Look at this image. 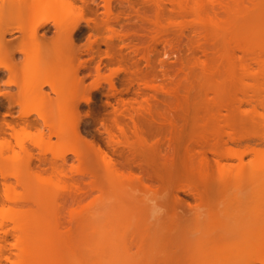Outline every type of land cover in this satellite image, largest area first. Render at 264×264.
Masks as SVG:
<instances>
[{"label":"bare ground","instance_id":"6f19581e","mask_svg":"<svg viewBox=\"0 0 264 264\" xmlns=\"http://www.w3.org/2000/svg\"><path fill=\"white\" fill-rule=\"evenodd\" d=\"M76 1L77 0H0V51L1 53H8V51H11L14 46H17L13 49L15 50V53L22 54L24 56L23 61L18 64V66H15L12 59L14 57L12 50L11 54L9 53V55H5L3 59L1 58L0 70L10 73V75H12L14 79L21 78L22 80H27L25 81V83H29L28 85H31V87H34L33 89H35V92H33L32 95L33 98L31 103L33 105L38 104V106L41 108L42 106L45 107L44 103L46 102L45 101L43 103L44 105L40 104L44 98L42 88L44 85H52V79L56 77L55 75H52L54 74V69L51 66V64H53L52 57H58L59 55L64 54L65 58L68 60V62H70V67L68 66L67 70L64 71V74H62L61 76V80L66 83L68 89L63 93V89L59 90L60 95L62 93V97L64 98H62L63 104L60 103L61 105L57 107V110L59 108L63 110V112L67 111L69 112L68 114H72L70 116L73 117L78 114V112L76 113V111L77 108H79L78 105L80 104V98L86 96L85 98L83 97V103H89L90 100L88 99L89 97L87 96V94H84L87 92V89L86 91L83 90L85 89V87L82 77H86V75L82 77H80L79 75V71H81L82 68H87L88 66L86 67V62L84 63L83 60H80L78 62V59H80V57L78 58V56L82 55L81 53L84 52V50H82L80 46L76 44L77 42L75 39V34L80 28L79 22L83 19L82 16L84 15V10L88 12H90L91 10L88 5V7H83L84 5H86V2H84L82 7H79L78 5H76ZM245 1L240 0L239 2V0H236V4L234 2H232V4H229V0H171V3L175 2L177 4L179 12L180 10L182 12V10H184L183 8L189 7L188 2L189 4L191 3L192 9H189H191V11L193 10L194 12H197V15H194L195 17H199L198 20H200L201 23L202 19L204 18L205 21H207L206 14L205 12H203L206 11L203 10L204 6L206 5L205 7H207L208 10L207 14L213 12L211 15H209L212 19H210L212 21L211 25H213L214 23L213 26H216V23L213 22V19L216 22L218 21V10L216 9V7L220 10V12L222 11L223 14H225V17L222 16V19L225 18L223 19L224 21L221 19V17L218 19L221 20L220 22H225L228 14L230 17L235 16L234 14H236L235 11L237 10L234 9L235 7H237L238 10L239 8H242L241 4H238V2L246 3ZM259 1L264 4V0H250L248 2H251L253 7L254 5L256 6V3L258 2L257 6L261 8L262 5L259 6ZM108 2V0H104L103 7L105 9V19L102 21V25L100 22V27L104 25L103 29H107L108 32L111 31L109 33V36L114 34L116 38H119L118 40L121 39L122 41L123 38H125L124 35L126 36L131 34L126 32L128 30L124 31L127 34L122 30V32H120L121 34L119 32L117 34L110 27V22L115 19H110L111 9ZM167 2H169V0ZM237 4L239 5V7ZM184 5L185 7H183ZM257 6L254 8H257ZM86 7L88 10L86 9ZM243 8L245 7L243 6ZM209 9L211 12L209 11ZM230 9L235 10L233 15H231L233 11L230 12ZM247 9L249 8L247 7ZM247 9L245 8L244 10L248 12ZM252 9L253 8L251 7L250 13H257L255 9H253L255 12H251ZM261 9H264V6ZM238 10L237 13L239 12ZM198 12L199 15L202 14L201 17L198 15ZM200 12L202 13L200 14ZM258 12L261 13V10L259 11V8ZM203 15H205L204 18ZM228 19L227 21L232 20L230 18ZM198 20L196 19L197 24H199ZM210 20H208L209 23H211ZM220 22L218 21L217 23ZM234 22H236V19ZM47 24H51L53 26L54 32L53 35L46 37L45 33L39 34V31ZM97 24L98 23H96V25H93L91 29L93 28L94 31H96L95 29H97L98 32L100 27H96L99 26V24ZM220 25L221 23L218 26ZM235 27L236 26H234V28ZM105 29L104 31H106ZM254 32L258 33V37L264 36V31L261 32V30H257ZM12 33L21 34L18 42L15 41L16 43H13V38L10 40L6 39V36ZM223 33L225 34V30L224 32H221V34ZM93 42L94 41H92V43ZM102 42L104 43V41ZM89 43H87V45ZM97 43L99 42L96 41V43H93V45H98ZM87 45H85V47L83 48L89 47ZM93 45L91 47H93ZM258 48L261 49V46ZM88 49L90 50L91 48L89 47ZM89 50H87L86 53ZM92 50H90L88 53L92 52ZM40 51H42V53H40ZM226 52H228V49L226 50ZM226 52L225 54H223L224 52H221V55H226ZM244 52L245 51H243V54ZM92 53H90V55ZM256 53L257 54L250 53L251 61L253 60V58L257 59L256 56H253L254 54H262L260 52ZM43 54L45 57L52 59H48V61L50 60V62H52L51 64L49 62H46L47 58L45 62L41 61L42 58L40 57H44ZM215 54L217 55L218 53ZM203 55L205 57V52ZM217 56H220V53ZM90 57L91 56H89V59ZM69 58L76 59L77 63L74 65L73 60ZM209 58L207 59V62H209V60L211 61L212 57ZM214 58L213 61L218 59ZM227 60L230 59L226 58L225 61L228 62ZM71 62L73 63L72 66ZM203 62L202 64L205 66L206 61ZM211 63L212 62H210L209 64ZM97 66L98 65L94 66L95 69L93 67L96 72V76L99 74V67ZM216 66H218V63ZM260 68L261 67H259V70ZM261 69H263V67ZM55 71L57 73L59 72L56 69ZM245 72L247 74V71ZM262 72L264 74V69ZM88 73H90V71ZM258 73L259 75H261V77L264 76L260 72ZM128 74L130 73L128 72ZM29 75H32L33 77L29 78ZM236 75L235 78H237V80L240 79L241 76H243H239L238 74ZM253 75L255 76V74H252V76ZM211 77L212 75L210 76V78H206L211 79ZM256 77L254 78L255 80L257 79V82L259 79L260 82L264 80V77L262 78V80L260 76L258 78ZM235 78L233 76L230 80H235ZM185 79L186 78H184V80ZM260 82L257 84L256 82H253L251 84L250 82H248L250 84L248 85L244 84V80H242L240 83L238 81L229 85L227 83V86L225 85V83L222 84L221 82V84H216L218 83L216 82V86L214 85L213 87L212 85V89H209V86L206 87L208 91L212 90V94L210 92L211 97L204 95V97H202L204 98L203 101H199L201 102V104L196 100L198 99V97H196V91L191 90L192 88L187 90L188 93L186 92V95H183L181 99L179 98V96L174 97V101H166V103L157 102L158 105L156 102V105H154L153 103H151L153 104L151 105L149 102H145V105L139 103L137 105L138 107H131L129 102H122L120 110L119 108L117 109L113 107L114 114L112 117H110V120H108L110 122L109 124H105L104 122L103 124L101 122L103 130L107 135L106 145L108 147L110 146L111 149H109L105 144L102 143L103 146L105 145L103 147L101 143L95 142L94 139L90 136L89 138L87 135V137L83 136L81 134L83 131L78 132L79 129L77 128L78 124L76 122L79 121V116V119L78 117H75L74 121L69 124L71 120L68 117L70 116L65 112V114L63 115V113H60L62 111L58 110V114L63 116L61 118H64L67 121L69 120L65 123L68 124L65 127H60L59 130H54V127H52L54 125H52L51 121L49 122V120H46V123L44 125L48 127L50 126V131L54 135H56V138L58 140H60V138H62V141H64V139L68 140V137H70L71 142L70 140H68L70 142L68 143V148L70 149H66L65 152H63L64 154H67L68 152L74 157V160L77 161V169H75L76 167H72L74 166V164L69 165L68 168H65L66 160L63 154L57 157L53 156V159H49L47 161L46 168L36 166V168L30 170L28 166L29 164L25 160L26 165L22 161L23 168L21 169H23L24 172L26 171V174L31 175L32 173L35 181H43V183H47V181H54L53 185L55 187H57L55 182L58 183L60 179H70L71 175H74L72 174L73 172H75V174L77 173V175H79L81 178H88L86 183L82 180L85 186H78L80 183L74 186L70 183V181L69 183L67 182L66 185V182L63 181L65 182L64 184L62 183L63 187L58 185V187L60 188L56 189L55 187H52L54 188V190L49 191L50 194L48 193V197H50V199L47 198L46 200L51 201L50 204H47L49 208L52 206V209L50 208V211L52 210L54 212H51L53 214L52 218L54 217V223H52L55 224L54 226L56 228H59V226L55 221V217L57 219L58 217H60L59 214H62L65 211L68 216V219L65 220L68 221V223L70 222L71 226V224L73 223L71 221L74 219L75 214L77 215V217L79 214L78 212L75 213V209L79 210L83 208V205L85 204L87 198L89 199V202L91 201V203H93V201L96 202L98 199L102 198V194H104V192L107 194L106 189L107 191L110 189L107 188V186H109L108 184H110L112 193L115 192V194L119 196L118 197L116 195V197L120 198L119 200L122 202L121 206L119 204L120 208L122 207L121 209L123 210L120 214L121 221L123 222V225L121 227H125L119 231L120 233L118 231L117 232L119 238H124L123 240L125 241V244H123V248H128L132 244L134 247H136L137 250H141L143 246L148 245V247H150L149 254L153 251V254H150V256L152 257L148 256V258L146 257V259H144L145 261L147 260L148 264H189L193 260L198 259V257H205L207 256V254L208 256L213 257L219 250L222 251V259H220L219 262L212 261V263L210 262L211 264H264V181L262 180V177H264V175H262L264 174V149L256 148L255 146L253 147V145L250 146L248 144L251 142V144L254 145H257V143L264 144V81L262 82L263 84L261 83V85H259ZM6 83L8 85L15 84L14 81H8ZM238 84H241V87ZM110 86H112V88L114 87V85H111V83ZM142 87L147 88V85H144ZM50 88H54V86L52 85V87L50 86ZM150 88L153 87L150 86ZM113 89L115 90V87ZM52 91L55 92L54 89ZM208 91L204 90V92ZM82 92L84 93L82 94ZM261 92H263V95L261 94ZM65 93L67 96L65 95ZM237 93L241 95V98L238 97L239 94L236 96ZM183 94H185V92ZM260 94L263 97H260ZM73 95L74 98H71V96ZM66 97L67 100L65 103L64 99H66ZM243 103H245L246 105H250V108L247 110L244 109V107L241 108V105ZM159 104L162 105L163 108L165 107L166 109L174 110V115H169L168 117V114L165 115L164 113H162L164 111L161 109ZM23 105L26 106L25 103H23ZM197 107L198 109L203 108L204 110H206L205 113H207L208 115H212V120L207 119L204 121V114L203 117L201 115L202 112H200L201 117H199V114L197 113L199 110L195 111ZM258 107H260V109L262 108V113L257 110ZM121 108L123 109V111H126V113L128 109L132 111H128L129 113H127L129 122H131V127L128 126L129 123L127 124L128 127H126V125L123 126L124 124H126V122H121V120H123L121 119V117L123 115L124 117L122 118H125L126 114H123ZM133 109H136L137 111L139 110V113H135ZM221 110H225V114L222 115ZM30 111L32 112V110H28L25 108L22 112V115H28ZM165 112L167 111L165 110ZM132 113L138 116H132ZM65 115L67 116V118L64 117ZM117 115H120L121 117L117 118ZM208 115H206V117ZM76 118L78 119V121L76 120L75 122ZM3 126L13 129V127L6 123H3ZM0 128L1 130H3L2 125H0ZM128 131L130 134H128ZM39 136L41 137V134ZM49 136H51V134L48 135V138ZM64 136H66V138ZM37 137L38 136H35V138ZM229 143L233 145L234 148H232L231 145V147L227 146L229 145ZM241 144L244 145L242 146ZM4 146L5 144H2L1 147L4 148ZM205 147L206 149H204ZM117 148L120 149L118 150ZM116 151L117 153H115ZM124 151L126 152L125 154ZM206 152H209L212 155L216 156V160H213L212 164H210L208 159L206 158ZM246 154L253 155L254 159L251 161V164L249 163L250 166L242 162V158ZM57 158L60 160L61 164H58L56 162ZM232 158L236 159L238 163L235 165H231L221 162L222 159ZM26 159L29 160L30 158L28 159L26 156ZM19 165L22 167V164ZM98 165H100V168L102 170H100V168L97 169L96 166ZM3 166L4 165L2 164V167ZM2 167H0V169ZM5 168H7V166L2 169V172L0 171V174L4 172V174L0 175L2 177H4L5 175ZM26 169H28L30 173H27L28 170ZM16 171L22 172L21 170L17 169ZM24 172H22L21 174L22 177ZM18 174L15 175L14 173L12 174V177L13 175H15V183L20 187V189H26L27 191L28 189H30L31 191L33 190L32 192L34 194L35 192H38L36 189H34L37 188L35 184L34 187L32 186V183H30L31 180L30 182L28 180L26 181L24 177V180H22L23 178H21V175ZM258 174L259 177H257ZM7 175L10 177L9 172L6 173L5 176ZM30 175L27 176L31 177ZM103 188H106L104 192ZM59 189L61 190V192ZM22 191L24 192L25 190ZM179 191L192 194L193 199L195 198L194 200H196V204L194 203L193 205H190L186 201H184V199H182L178 195ZM92 193L96 194L95 199L94 197H91L93 195ZM22 196L10 197L7 195L3 197L5 201L13 203L17 206L16 208H18V210L14 209L16 211H14V215L12 214L16 219L18 231L20 230V236H17L19 238L18 244L15 243V245H13L14 247L16 246L15 248L17 249L18 256H20H17V258H21V264H30L29 262H31V260H33L31 264H35L38 262V260H36V254L40 251L41 242L45 240H43V238L45 237H39V240H34L36 234H34L33 230H31L30 227L29 230H31L34 235L33 238L29 240L30 235H28V238L26 237L27 235L25 233L27 232L26 226H36L41 222H43L42 225L44 226L46 223L44 218L46 216L44 217L41 215V213L39 214V210L43 208H36L38 206L40 207V204L36 206V202H38L36 200H40L38 196H36V194L34 195L35 198L33 197V194L30 196L28 193H26V196L28 197H24V195ZM148 196H151V198L153 197L154 200H159L160 205L165 208V212L162 216L149 222L148 219H145L142 210L143 206H145L144 200L147 201V199H151L147 198ZM89 197L91 198V200ZM87 204H85V206ZM257 206L262 208L263 210L257 211L258 213L255 211V214L253 215L254 212L252 213V209ZM74 207L76 208L72 209ZM23 208L25 209L23 210ZM35 208L36 211L38 210L37 212L35 211ZM185 208L186 210L187 208H189L190 210H193V212H187ZM194 209H206L207 211L204 212V214L202 213L201 215V213L199 214L198 212H194ZM232 210H237V214H239L235 215L234 213V216L238 218H234L233 220L230 218L231 216H229V219L231 220L230 222L229 219H226L228 217H224L228 216L227 213ZM225 211L228 212L225 214ZM73 214L74 217L71 218ZM127 214L129 215L127 216ZM229 214L232 215L231 212ZM43 215L45 214L43 213ZM40 216L44 217V221H40ZM48 216L50 217L51 215ZM122 216L124 217L123 219ZM34 217L36 218V220L39 219L37 220L38 224H36L37 222ZM60 218H62L63 220L62 216ZM223 218L226 220H224ZM80 220L82 219L80 218ZM131 221L132 223L130 224ZM75 222H77L78 224L79 220L74 221V225ZM236 222L237 224H240V226L237 224L234 225ZM53 224L52 228H55L53 227ZM75 226L73 228H75ZM130 226L133 227L127 229V227ZM65 227L67 228V230L69 229L67 226ZM25 229L26 231H24ZM119 229L121 228L119 227ZM75 230L78 231V228L74 229V232ZM69 234L72 235L73 232L72 234ZM124 235H126L127 237H125ZM50 237L52 238V235ZM56 237L59 238V236ZM51 238L50 240H52ZM32 239L34 241H32ZM124 241H122L121 243H123ZM122 252H125V250H122ZM252 253H254L253 257L251 256ZM123 254L126 255L127 253L125 252L120 254L119 257H116L117 255L115 257L119 259L121 258V256H123L122 258H124ZM129 256L130 255L128 253V256L126 255V257L129 258ZM157 257L159 261H157ZM127 261H125V264H135L133 260H130L131 262ZM13 263L14 262H12V264ZM138 264H145V262H139Z\"/></svg>","mask_w":264,"mask_h":264},{"label":"rangeland","instance_id":"374dc122","mask_svg":"<svg viewBox=\"0 0 264 264\" xmlns=\"http://www.w3.org/2000/svg\"><path fill=\"white\" fill-rule=\"evenodd\" d=\"M108 1H109L108 3L110 6V9H111L110 19H115L110 22L111 24V25L109 24L110 27L117 34L118 32L120 33L126 30L129 31V32L126 31L127 33L131 34V35H126V36L124 35L125 38L122 37L123 38L122 41L121 39L118 40L119 38L118 37L116 38L114 34L109 36L110 35L109 33L111 31L108 32L107 29L105 28L104 29L106 31H104L103 29L104 25L100 27L102 25V21L105 19L104 17L105 9L103 7L104 0H77L76 1V5H78L79 7L80 6L82 7L84 2H86V5H84L83 7L85 8V6L88 5L91 10L90 12L84 10L85 12H83L84 15L82 16L83 19L79 22L80 28L75 34V39L77 42L76 44L79 45L82 50H84V52L81 53L82 55L78 56V58L80 57V59H78V62L80 60L81 61L83 60L84 63L86 62L85 64L86 67L87 66L89 67V70H88V67L87 68L84 67L85 69L82 68L81 71H79V75L80 77L86 75V77L84 76L82 78H83V83L85 87V89L83 90L86 91L87 89V92L86 93L82 92V94L83 93L85 95L87 94V96L89 97L88 99L90 100H89V103H83L84 101L82 100L86 96L85 97L83 96L84 98L83 97L80 98V104L78 105L79 108H77V111H76V113L78 112V114L75 115V117H78V116L80 117V119L78 117L79 121L76 118L75 122L76 120L78 121L76 123L78 124L77 128L79 130L78 129L77 130L78 132L83 131L84 133L83 132L81 133L83 136L85 137L88 136V138L90 136L91 138L94 139L95 142L101 143L102 146L103 144L106 145L107 135H106V132L103 130V127L101 124L103 122L105 124L110 123L108 120H110V117H112L114 114L113 107L117 109L119 108L120 110L122 102L124 103L129 102L131 107L132 106L138 107L137 105L139 103H142L143 105H145L144 104L145 102L147 103L149 102L150 104L153 103L154 105H156L157 102L158 103L159 102L166 103V101L172 102L175 99L174 97L179 96V98L181 99L183 95L184 96L186 95L187 90L192 88L191 89L192 91L193 90L196 91V97L200 99V100L198 99L196 100L198 101V103L201 104V102L199 101H203L204 98L202 97H204V95L211 97L212 90L208 91V89L206 88L208 86H209V89L210 88L212 89V85L214 87V85L216 86V84H219V83L221 84V82L222 84L225 83V85L227 86V83L228 85L232 83H236L237 81L240 83L242 80H244V84H248V85H250L253 82H256V84L260 82L259 81L260 79L257 82L256 81L257 79L255 80L254 77L258 76L259 75L258 72L261 73L264 69V49H262L264 48V36L258 37V33L254 31H257V30H261V32L264 31L263 30L264 29V9H261L263 8L264 4L262 2L259 1L260 2L259 6L262 5L261 8L257 6L258 2L256 3L257 8H254L256 6L254 5L253 7L251 2L250 3L248 2L250 0L248 1L244 0L246 3L244 2L239 3L240 2L239 0L238 4H241L242 8L243 6L246 9L248 7L249 8L247 9L248 12L244 10L245 8L243 9L239 8L238 10V8L234 6L235 8L234 7L233 8L237 9L239 12L237 13V10L235 11V10L230 9V12L233 11L231 15L234 14V11L236 14H234L235 16L233 17L232 16L230 17L228 14L227 19L230 18L232 20L227 21L226 19L225 22H223L224 21L223 19L225 18L222 19V16H224L225 14H223L222 11L220 12V10L216 7V9L218 10L217 11L218 18L221 17L223 21L220 22L221 20L217 18V20L221 23V25L218 26L220 23H217L218 21L216 22L213 19V22L216 23V26H213L214 23L213 25H211L212 19L209 16L213 12L212 13L208 12L209 14H207L208 10H207V7H205L206 5L204 6V9H203L206 11H203V12H205L206 14L207 21L211 19L210 20L211 23H209V21L208 22L205 21V18H204L205 15H203L204 19H202V23H201L200 20H198L199 17H195L194 15V14L197 15V12H194L193 10L191 11L192 9L191 3L189 4V2H188L189 7H185L184 5L183 7L185 8H183L184 10H182V12L180 10L181 12L180 13L177 4L175 2L171 3V0H169V2H167L168 0H108ZM229 2H228L229 4H232V2L235 3L236 0H232V1L229 0ZM242 4H245L246 6ZM251 7L255 9L257 13L253 9L251 12H255V13H250ZM258 8H259V11L261 10V13L258 12ZM201 13L202 12H200V14ZM198 15H199V12H198ZM201 15L199 16L201 17ZM196 19L199 21V24L196 23ZM235 19L237 23L234 22ZM100 22H101V25H100ZM96 23L99 24V26H96V27L101 28V30L99 28L100 32L99 30L97 32V29H95L96 31H94L93 28L91 29V27H93V25H96ZM223 24L228 25V26H224ZM234 26L236 27L234 28ZM224 30H225V34L224 33L221 34V32H224ZM53 32H54L53 26L51 24H47L45 25L44 28H42L39 31V34L45 33L47 37V36L53 35ZM256 33H257V36H256ZM20 35L21 34L19 33H12L10 35H7L6 39L10 40L13 38L14 40L13 43H16L19 41ZM263 35H264V32H263ZM92 41H94L93 43H96V41L99 43L101 42V43L100 45L99 43H97L98 45L96 44L93 45ZM102 41H104V43ZM105 42L107 45L105 44ZM87 43L89 44L87 45ZM85 45L89 46L91 48L90 50H92L93 48L92 50L93 53L90 52L92 53L91 55L90 53H88L90 51L88 49L89 47L83 48L85 47ZM92 45L93 47H91ZM260 46H261V49L258 48ZM15 47L17 46H14L13 49ZM85 49L89 51L86 53L87 50ZM227 49H228V52H226ZM42 50H45V49H42ZM11 51H8V53H3V52L1 53L0 51V61H1V58L3 59L5 57V55H9V53L11 54ZM243 51H245L247 55L245 52L243 54ZM12 52L14 54V57L12 58L13 63L15 66H18V64H20L23 61L24 56L22 54L15 53V50H13ZM204 52H205V57L203 55ZM221 52L222 53L224 52L223 54H225L226 52L227 54L221 55ZM256 52H260L262 54L255 55L257 54ZM40 53H42V51H40ZM215 53H218V54L220 53L221 57L217 56L218 54L216 55ZM250 53H255L253 56H256L257 59L253 58V60L251 61ZM89 56H91L90 59H89ZM44 57H40V58H42L41 61L45 62L47 57H45V59ZM54 57H52L53 64H51L52 62H50V60L52 59L50 58H47V61H46V62H49L54 69V74L52 75H55L56 77L54 78L51 77L53 78L52 85L54 86V88H50V86L52 87V85L43 86L42 90L44 93V98L46 99L43 98L42 100L43 102L41 101L40 104L42 105L45 101L46 102L44 103L45 107L42 106L41 108L38 106V104L33 105L31 103L32 98H33L32 95H33V92H35L34 91L35 89H33L34 87L32 88L31 85L29 86L28 85L29 83L27 84L25 83V81L27 80H22L21 78L14 79L12 75H10V73L0 70V95H2L0 96V125H2L3 127V130H1L0 128V167H2V164L4 165L0 169V171L2 172L3 171L2 169L7 166V168L4 169L5 175L8 172H9V175L11 173L12 174L15 173V175L19 173L18 175H21L22 172H24V170L21 169L23 168V162L26 165L25 160L29 164L27 165L29 166L30 170H33V168H36V166H40L41 168H46L47 161L49 159L51 158L53 159V156H56V157L61 156L62 154L65 156V160H66L65 168L66 167L68 168L69 165H72V164H74V166H72L73 168L77 166L76 165L77 161L74 160V157L70 153L67 152V154H64L66 149H70L68 148V143L71 142L70 137H68V140H70V142L67 139L66 140L68 142L65 139L64 141H62V138L58 140L56 138V135H54L50 131L51 130L49 129L50 126L48 127L44 125L46 123V120L47 121L49 120V122L51 121L52 125H54L52 126L54 127V130L56 129L59 130L60 127L61 128L65 127L68 124V123L67 124L65 123L69 121V120L67 121L64 118H61L63 116H61L57 112L58 110H61V109L58 108L57 110V107L61 105L60 103L63 104L62 98L64 97H62V93L66 92L65 90L68 89V86L66 85V83L61 80V76L62 74H64V71L67 70V67L70 65V62H68L64 54H61L55 58ZM209 57H212L211 61L209 60V62H207L208 61L207 59ZM213 58L214 59L220 58V59L214 60L215 61L214 62ZM226 58L230 60H227L228 62H226L225 61ZM48 59L50 60L48 61ZM69 59L73 60L74 65L77 63L76 59L74 58H69ZM203 61H206L205 62L206 67L203 65L204 64ZM210 62L214 64L212 63L209 64ZM73 63L71 62V66L73 65ZM217 63H218V66H216ZM96 65H98L97 67H99V70H98L99 74L97 76L94 70L95 69L94 66ZM259 67L261 68L263 67V69L260 68L259 70ZM55 69L58 70L59 72L57 73ZM89 71L90 73H88ZM245 71H247V74L250 73L251 75L250 74H249L250 76L247 75ZM128 72L130 74H128ZM213 73H214V76H213ZM236 74H238L239 76L243 75L240 77V79L242 78L241 81L240 79L237 80V78H235ZM252 74H255V76L253 75L254 76L253 77ZM261 74H263V72ZM211 75L212 77L211 79H209ZM29 76H30L29 78L33 77L32 75H29ZM233 76L235 80L231 81L230 79ZM259 76L261 80L264 77V76L261 77V75ZM206 77H209V78H206ZM184 78L186 79L184 80ZM8 81H14L15 84L8 85L6 83ZM248 82H250V84ZM262 82H260L259 85H261ZM110 83L111 85L112 84L114 85L115 90L113 89L114 87L112 88V86H110ZM143 83L145 86L147 85V88L142 87L144 86ZM150 86L153 88H150ZM239 86L241 87V84ZM204 88H206L207 90ZM51 89L52 90L54 89L56 93L53 92ZM60 89H63L61 95L59 93ZM198 90H201V91H198ZM204 90L208 91L209 93L204 92ZM184 92L185 94H183ZM197 92L199 95L197 94ZM262 93L263 92H261V94ZM238 94L239 93H237L236 96ZM261 94H260V97L263 95ZM238 97L241 98V95L239 94ZM71 98H74V95L71 96ZM66 100H67V97L66 99H64L65 103H66ZM23 103H25L26 106L23 105ZM65 103H64V106H65ZM160 107L164 112H162L161 110L160 111L164 113L165 115L168 114V117L169 115L170 116L174 115L173 113L175 112L174 110L166 109L165 107L163 108L162 105H160ZM243 107L244 109L247 110L250 108V105L248 104L246 105L245 103H243L241 105V108ZM25 108L28 110H32V112L30 111L28 115L23 116L22 112ZM37 108L39 109V111ZM164 109L167 112H165ZM202 109L201 108L198 109V107L195 109V111L199 110L197 112L199 114L198 116L201 117L202 115L203 117V114H204V117H203L204 121L207 119L212 120V117H211L212 115H208L207 113H205L206 110L204 109L202 110ZM261 109L260 107L257 108V110L262 113L263 110ZM121 110L124 115L126 114L125 118H122L124 117L123 115L122 117L120 115L119 116L117 115V118L121 117V119H123L121 120V122L122 121L124 123L126 122V124H124L123 126L126 125V127L128 126L131 127V122H129V119H128L129 117H127V113H129L128 111H131V110L128 109L127 113L126 111H123L122 108ZM61 111L62 112L60 111L59 112L61 114L63 113V115L65 113L69 116L72 115V114H68L69 112L67 111H64L65 113L63 112V110ZM133 111H135V113H139V110L137 111L136 109H133ZM190 112H193V111H190ZM200 112H202L201 115H200ZM221 114L222 115L225 114V110H221ZM134 115L136 114H133L132 116ZM206 115L208 116L206 117ZM137 116L138 115H136L135 117ZM64 117L67 118L66 115ZM75 117L73 116L68 117L71 120L69 124L72 121H74ZM3 123L10 125L11 127H13V129L3 126ZM48 133L51 134L49 138H48V135H49ZM40 134H41V137L39 136ZM128 134H130L129 131H128ZM35 136H38L40 138L38 137L35 138ZM64 137L66 138V136ZM251 143H248V144L250 146L253 145V147L255 146L256 148L264 149V144L257 143V145L256 144L254 145ZM2 144H5L4 148L1 147ZM230 145L231 144L229 143V145L227 146H230ZM241 145L243 146L244 144H241ZM231 146L232 148H234L233 145ZM106 147L108 146L106 145ZM108 148L111 149L110 146ZM117 149L119 150L120 148H117ZM204 149H206V147ZM115 153H117V151ZM125 153L126 152L124 151V154ZM26 156L28 159L29 158L30 159L27 160ZM206 158L208 159L210 164L213 163V160H216V156L212 155L209 152L208 153L206 152ZM253 159L254 158L252 154H246L245 156H243L242 162L246 165H249V163L251 164V161ZM56 162L58 164H61L58 158ZM221 162L224 164H231V165H235L238 163V161L234 158L222 159ZM19 164H22V167ZM98 166H96L97 169L100 168V165ZM16 169L21 170L22 172L20 171L18 172L16 171ZM75 169H77V167ZM100 170L102 169L100 168ZM28 172L30 173L29 170L27 171V173ZM24 173H23V177L25 178V180L26 181L28 180L29 182L31 180L30 183H32V186H34L35 184V186L37 187L34 189H36L38 192L36 193L35 190L34 192L40 200H36L39 202V203L36 202V206L40 204V207L38 206L36 208L38 209L43 208L39 210L40 211L39 214L41 213L42 216L44 217L46 216L45 218L40 216L41 217L40 221H42L43 218L46 221L44 226L42 225L43 222L39 223V225H36V226L34 225H31V226L29 225V227L28 225L26 226L27 232L25 233L27 235L26 237L30 235L29 240L33 238L34 234H36L35 237L37 236L36 238L34 237V240H37L39 237H45L43 238V240L45 239L44 240L45 242L44 241L41 242L40 251L36 254V260H38V262L35 263L34 261L35 264H125V261L127 260L128 261L133 260L135 264L136 263L138 264L139 262H142V263L145 262L146 264L147 260L145 261L144 259H146V257L148 258V256L152 257L150 256V254L153 251L151 250L152 252L149 254L150 247H148V245L143 246L141 250H137L136 247H134L132 244H131L132 246L130 245V247L127 246L128 248L126 247L123 248L124 247L123 244H125V241L123 240L124 238L122 239V237L120 238L118 237V232L125 227V226L121 227L123 225V222L121 221V215H120L121 212L123 211L121 209L122 207L120 208L122 202L119 200L120 198H118L119 196L115 194V192H113L115 195L112 193L110 184H108L110 187L107 186L108 189L110 188L108 191L106 188H103V192L106 189L107 194L104 192V194H102V198L98 199L96 202L93 201V203H91V201L89 202V199L87 198V200L85 199L86 200L85 204H87L88 202L89 203L86 206L84 204L83 205L84 207L79 210L75 209L76 207L72 208V209H75V213L76 212L79 213L78 217L76 214H75V217H74V214L73 216H71V218L72 217H74V219L76 218L75 220L73 219L71 221L73 222L71 224L72 227L70 226V222L68 223V221H66L68 219L67 213L61 210L63 213L60 211L62 214H59V216L60 217L62 216L63 220L60 217H58L57 219L55 217V221L58 223L56 224L59 226V228H56L54 226L55 224H53L54 217L52 218L53 214L51 213L53 211L52 210L50 211V208L52 206L50 208L48 207V204H50L51 201L46 200L47 198L50 199V197H48L49 191L54 190V188H52V187H55L53 185L54 181L53 182L47 181V183L46 182L43 183V181L42 182L35 181L32 173L31 175L26 174V171ZM2 174H4V172ZM12 174L10 175V177L8 175L7 176L4 175V177L0 176V249L2 250V251L0 250L1 251L0 252V264H12V262H14L13 264H21L20 263L21 258L20 259L17 258L18 252H17V249L15 248L16 246L15 247L13 246L15 245V243L18 244V239H19L18 237L20 236L19 234L20 230L18 231V227L16 225L17 224L16 219L13 217L14 211L18 210V208H16L17 206L14 205L13 203L5 201L3 196L8 195L10 197H16V196L21 197L22 195H24V197H28L26 196V193H28L30 196L33 194V197L35 198L34 196L35 194L32 192L33 190L31 191L30 189H28L29 191L28 192L26 189H22V188L20 189V187L15 183V179H14L15 175H13L12 177ZM72 174L74 175H71L70 177L71 180L70 179L68 180L60 179V181L58 180L59 181L58 183L55 182V184L57 185V187L55 188L56 189L60 188L58 187V185L63 187L62 185L65 182L67 185V182L69 183V181L74 186L78 185L79 183L80 184L78 186H83L84 185L83 182L86 183L88 180V178H85V177L81 178L79 175H77V173L75 174V172H73ZM27 175H30L31 177ZM20 177L23 178L22 175ZM257 177H259V174L257 175ZM24 178L22 180H24ZM262 178L261 179L264 181V177ZM22 190H25L24 191L25 193ZM95 193H92L93 195L91 196V197H94V199L96 198ZM116 195L118 197H116ZM178 195L190 205H193L196 202V200H194L195 198L193 199L192 194L183 193L179 191ZM147 198H151V196L150 197L148 196ZM151 199H147V201L144 200L145 206H143V209H142L144 217L145 219H148V222L151 220H155L156 218H159L165 212V208L162 205H160L159 200H156V199L154 200L153 197ZM43 200H44V203H43ZM257 207L252 209V213L254 212L253 215L255 214V211L257 212L259 210L264 209V207L263 209L260 207L258 208ZM36 208H35V211H36ZM24 209L25 208H23V210ZM188 209L189 208H187L186 210L185 208L187 212H190V211L193 212V210H190V209L188 210ZM206 211H207L206 209H197V210L194 209V212H198L199 214L201 213V215L202 213L204 214V212ZM232 211H229V212L225 211L224 212L225 214L228 212L227 213L228 216H225V217L223 216V217L224 218L228 217L226 218L227 220L229 219V216H231L230 218L232 220L234 218L235 219L238 218L234 216V213L235 215L237 214V210L236 211L232 210ZM42 212L45 215H43ZM230 212L232 213V215L229 214ZM48 215H51V216L49 217ZM128 215L129 214H127V216ZM34 216H37V215H34ZM80 218L82 220H80ZM123 218L124 217L122 216V219ZM37 220H36L37 222L36 224H38ZM77 220H79V223L77 224V222H75V225H76L75 226L74 221H77ZM131 223L132 221L130 222V224ZM52 224H53V227L55 228H52ZM236 224L237 222L234 225ZM237 225L240 226V224H237ZM42 226L43 227L46 226V227L43 228ZM63 226L64 227L67 226L69 229L67 230L66 227L64 229ZM74 226L75 228H73ZM119 227L121 229H119ZM132 227L133 226L127 227V229L132 228ZM29 228L33 230L34 234L31 232V230H29ZM76 228H78V231L75 230V232L77 233L74 232V229ZM26 229L24 231H26ZM28 230L31 234L28 232ZM69 233H71L72 235H70ZM51 235H52V238L50 237ZM56 236H59L60 239ZM124 236L127 237L126 235ZM16 237H17V240H16ZM50 238L52 240H50ZM121 239L122 241H124L123 243H121L122 242ZM34 240L32 239V241ZM122 250H125V252L127 253L126 254L127 256L129 253L130 255L129 258L126 257V255L124 254H123L124 258H122L123 256H121V258L119 259L116 258V257H119L120 254L125 253V252H122ZM251 256L253 257L254 253H252ZM5 257L8 259H6ZM222 257H223L222 251L219 250L218 252L215 253L213 257L208 256L207 254V256L198 257V259L193 260L189 264H209L210 262L212 263V261L219 262L220 259H222ZM6 260H9V261H6ZM148 260H151V259H148ZM32 261L33 260H31V262L29 263L31 264ZM157 261H159L158 257H157Z\"/></svg>","mask_w":264,"mask_h":264}]
</instances>
